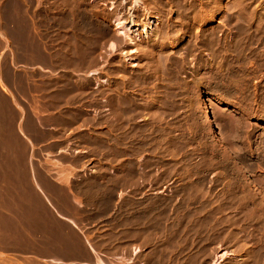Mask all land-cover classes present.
Returning a JSON list of instances; mask_svg holds the SVG:
<instances>
[{"label": "rangeland", "instance_id": "374dc122", "mask_svg": "<svg viewBox=\"0 0 264 264\" xmlns=\"http://www.w3.org/2000/svg\"><path fill=\"white\" fill-rule=\"evenodd\" d=\"M121 1L0 0V130L43 126L28 155L44 177L82 171L83 196L103 193L82 220L117 238L102 248L107 262L264 264V0H217L215 21L191 37L140 43L136 67L111 18L130 20ZM21 153L0 146V206L18 198L5 165Z\"/></svg>", "mask_w": 264, "mask_h": 264}, {"label": "crops", "instance_id": "0c3cea01", "mask_svg": "<svg viewBox=\"0 0 264 264\" xmlns=\"http://www.w3.org/2000/svg\"><path fill=\"white\" fill-rule=\"evenodd\" d=\"M43 132V126H37L36 133L29 134L20 124L0 130V136H10L0 138V146L23 148L17 158L10 155L5 165V178L19 195L0 206V255L9 264H113L107 262L102 248L117 238L105 230L91 232L82 220L83 212L99 209L90 202L103 193L91 191L96 196L89 199L83 196L82 171L44 177L28 155L29 146L44 145Z\"/></svg>", "mask_w": 264, "mask_h": 264}, {"label": "bare ground", "instance_id": "6f19581e", "mask_svg": "<svg viewBox=\"0 0 264 264\" xmlns=\"http://www.w3.org/2000/svg\"><path fill=\"white\" fill-rule=\"evenodd\" d=\"M123 2H127V0H122ZM121 1V2H122ZM133 4L134 12L132 13V9L130 11V20L125 21L123 14L121 12H117L112 15L113 22L117 26L118 29V35L121 37L120 41L122 38L124 39V43L127 46H131L132 49L128 52L124 51L122 55L125 57V61L127 62L128 65H132L133 67L138 66L137 60L132 57L133 54H136L138 51L135 49L140 43L147 42L149 47H151V43H162L165 41H173L170 45H176V43H180L182 41V35L187 36V35H192L193 29L197 27L196 30L200 31V25H203V22H208V23H213L216 18V13L218 12L217 10L220 8L219 7V1L217 0H130ZM219 2V3H218ZM77 4V3H76ZM74 4V5H76ZM123 4V3H122ZM116 5V4H115ZM118 6V5H117ZM128 6V5H127ZM119 7V6H118ZM222 7V6H221ZM228 7V5H227ZM115 8V7H114ZM226 9V7H224ZM128 9V8H127ZM74 10V9H73ZM77 10V9H76ZM228 10V9H227ZM115 11V10H114ZM116 12V11H115ZM76 13V12H75ZM78 13V12H77ZM107 13V12H106ZM109 13V12H108ZM176 14L177 16V22H174V17L172 16L173 14ZM128 14V13H127ZM255 14V13H254ZM110 15V14H109ZM107 16V15H106ZM128 16V17H129ZM161 16H164L165 18L167 17V24L166 30L162 34L159 31V25L161 24ZM142 17V20L140 22H137L138 19ZM86 18V17H85ZM84 18V19H85ZM80 19V18H79ZM82 20V19H81ZM229 21V20H228ZM79 22V21H78ZM82 22V21H81ZM112 22V23H113ZM91 23V22H90ZM80 24V23H79ZM85 24V23H84ZM92 24V23H91ZM104 24V23H103ZM86 26V25H85ZM84 27V26H83ZM102 27V26H101ZM87 28V26H86ZM90 28V26L88 27ZM95 28V27H93ZM99 28V27H98ZM92 29V28H91ZM97 29V28H96ZM90 30V29H89ZM93 30V29H92ZM95 30V29H94ZM93 30V32H94ZM102 30V28L100 29ZM99 30V31H100ZM96 31V30H95ZM98 31V29H97ZM96 33V32H95ZM99 33V32H98ZM102 34V32L100 31ZM106 33V32H105ZM104 34V32H103ZM206 34V33H205ZM208 34V33H207ZM109 35V34H108ZM106 35V36H108ZM197 35V34H196ZM202 35V34H201ZM105 36V35H104ZM105 36V39H106ZM205 36V35H204ZM89 37V36H88ZM100 37V36H99ZM102 37V35H101ZM110 36L107 37L109 39ZM113 37V36H112ZM197 37V36H196ZM206 37V36H205ZM204 37V38H205ZM111 38V37H110ZM115 38V37H114ZM100 39V38H99ZM93 40V39H92ZM98 40V39H97ZM118 40V39H116ZM207 40L209 43V46L212 47L215 44H217V37L215 31L210 32L207 35ZM119 41V40H118ZM219 41V40H218ZM109 42V41H108ZM107 42V43H108ZM123 43V41H121ZM201 42V41H200ZM98 43V42H97ZM120 44V42H117ZM163 43V44H164ZM224 43V42H223ZM93 44V43H92ZM226 44V43H225ZM124 45V44H123ZM167 45L169 43L167 42ZM218 45V44H217ZM94 46V45H93ZM121 46V44H120ZM126 46V47H127ZM117 47V46H116ZM122 47V46H121ZM147 47V44H146ZM159 47V46H158ZM161 47V46H160ZM164 47V45H163ZM201 47V46H200ZM110 48L112 50L115 49V43L110 45ZM227 48V47H226ZM229 48V47H228ZM151 49V48H150ZM158 49V48H157ZM212 49V48H211ZM123 50V49H122ZM149 48L147 49L146 52H148ZM152 50V49H151ZM159 50V49H158ZM150 51V50H149ZM153 51V50H152ZM227 51V50H226ZM126 52V53H125ZM154 52V51H153ZM152 52V53H153ZM157 52V51H156ZM164 52V51H163ZM168 52V51H167ZM170 52V51H169ZM214 52V49H213ZM228 52V51H227ZM151 53V52H150ZM160 53V52H157ZM121 54V53H120ZM156 55V53H154ZM162 54V51H161ZM165 54V52H164ZM148 55V54H147ZM153 55V54H152ZM159 55V57H158ZM155 60V63L157 66L162 67L167 66L166 62L167 60V55L169 56V53H166L165 56L163 55L160 56L158 54ZM91 56V54L89 55ZM110 56V55H109ZM150 56V55H149ZM91 58V57H90ZM162 58V59H161ZM85 59V58H84ZM169 59V58H168ZM86 61H91L90 59H85ZM103 60V59H102ZM110 60V59H109ZM152 60V59H151ZM86 61H83L87 64ZM97 61V60H96ZM96 61H94L96 63ZM118 61V60H117ZM201 61V60H200ZM82 62V61H81ZM92 62V61H91ZM93 62V65H94ZM122 62V61H121ZM82 63V64H83ZM120 63V62H119ZM150 63V62H149ZM90 64V63H89ZM88 64V65H89ZM92 63L90 64V66ZM141 65V64H139ZM85 69V68H84ZM146 69V68H145ZM148 69V68H147ZM159 69V68H158ZM160 70V69H159ZM169 70V68H168ZM167 70V71H168ZM161 72L163 70H160ZM122 72V71H121ZM129 72V71H128ZM140 73V72H139ZM164 74V73H163ZM167 74V73H166ZM96 75V74H95ZM154 75V74H153ZM161 75V74H160ZM168 75V74H167ZM162 78V77H161ZM166 78V77H165ZM181 80V79H180ZM127 81V80H126ZM149 81V80H148ZM153 82V81H152ZM163 82V81H162ZM161 82V83H162ZM167 82V81H166ZM111 83V82H110ZM154 83V82H153ZM100 84V83H99ZM102 84H107L105 81H103ZM100 84V85H102ZM142 84V83H141ZM164 84V83H163ZM99 85V86H100ZM139 86V85H138ZM164 86V85H163ZM113 87V86H112ZM156 87V86H155ZM96 88V87H95ZM120 89V88H119ZM159 89V87H158ZM165 89V88H164ZM185 90V89H184ZM104 91V90H103ZM141 91V90H140ZM166 91V90H165ZM139 92V91H138ZM178 92V91H177ZM110 94V92H108ZM107 93V94H108ZM114 93V92H113ZM148 93V92H147ZM115 93L114 95H116ZM150 94V93H149ZM113 95V94H112ZM161 95V94H160ZM92 96V95H91ZM119 96V95H118ZM118 96L115 98L118 99ZM120 97V96H119ZM149 97V95H148ZM112 98V96H111ZM151 99V98H150ZM167 99V98H166ZM111 100V99H110ZM148 100V99H147ZM165 100V99H164ZM173 100V99H172ZM151 101V100H150ZM148 101V103H150ZM166 101V100H165ZM117 102V101H116ZM120 102V101H119ZM161 103V102H160ZM115 104V103H114ZM118 104V103H117ZM124 104V103H123ZM136 104V103H135ZM146 105L147 104L146 102ZM118 105L115 106V108ZM160 106V104H159ZM173 106V105H172ZM175 106V105H174ZM150 107V105L148 106ZM147 107V108H148ZM152 107V106H151ZM112 108V107H111ZM120 107L118 106V110ZM133 108V107H132ZM172 108V107H171ZM114 109V108H113ZM112 109V110H113ZM117 109V108H116ZM107 110V109H106ZM155 110V108H154ZM174 110V109H173ZM127 111V110H126ZM142 111V110H141ZM149 111V110H148ZM157 113V110H155ZM155 111H153V114H155ZM118 112V111H117ZM116 113V112H115ZM137 113V112H136ZM144 113V112H143ZM151 113V112H150ZM159 113V112H158ZM157 113V114H158ZM201 113H202V118L205 120V122L208 124L209 128L211 131H213L215 134H218V130L214 122L211 120V114L208 112V106L207 104H203L201 107ZM142 114V113H141ZM156 114V115H157ZM168 114V112H167ZM115 115V114H114ZM119 115V113H118ZM152 115V114H151ZM159 115V114H158ZM157 115V116H158ZM128 116V115H127ZM137 116V115H136ZM146 116V115H145ZM122 117V116H121ZM129 117V116H128ZM151 117V116H150ZM160 117V116H159ZM115 119V118H114ZM154 120V119H153ZM110 121V120H109ZM121 123V122H120ZM161 127V126H160ZM221 138V137H220ZM190 179V178H189ZM155 180V179H154ZM192 187V186H191ZM197 187V186H196ZM197 189V188H196ZM195 190V189H194ZM196 192V191H195ZM193 193V192H192ZM184 194V193H183ZM161 199V198H160ZM195 199V198H194ZM183 200V199H182ZM193 200V199H192ZM155 204V203H154ZM166 205V204H165ZM181 205V204H180ZM183 205V204H182ZM163 208V207H162ZM169 210V209H168ZM154 213V212H153ZM177 213V211H176ZM158 215V214H157ZM138 217V216H137ZM150 217V216H149ZM160 217V216H159ZM144 218V217H143ZM165 218V217H164ZM160 219V218H159ZM169 220V219H168ZM167 221V220H166ZM165 221V222H166ZM150 222V221H149ZM156 222V221H155ZM166 230V229H165ZM150 231V230H149ZM169 231V230H168ZM158 232V231H157ZM176 232V231H175ZM151 233V232H150ZM178 233V232H177ZM172 234V233H171ZM168 235V234H167ZM155 237V236H154ZM178 240V239H177ZM150 241V240H149ZM152 241V240H151ZM175 241V240H174ZM179 244V243H178ZM140 247V246H139ZM155 248V247H154ZM135 249V248H134ZM159 249V248H158ZM153 251V250H152ZM150 251V252H152ZM140 252V249L137 247L135 249L136 254ZM229 253H223L222 255H219L218 259L216 260L220 262V260L224 259L225 257L228 256ZM159 256V255H158ZM122 258V257H121ZM163 258V257H162ZM165 258V257H164ZM158 259V258H157ZM172 260V259H171ZM99 261V260H98ZM125 261V260H124ZM166 261V260H165ZM102 262V261H101ZM100 262V263H101ZM160 262V261H159ZM124 263V262H123ZM151 263V262H150Z\"/></svg>", "mask_w": 264, "mask_h": 264}]
</instances>
